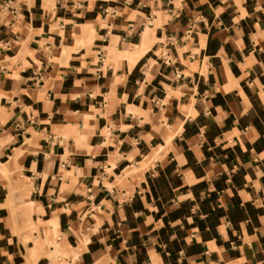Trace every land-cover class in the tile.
<instances>
[{
	"label": "crops",
	"instance_id": "1",
	"mask_svg": "<svg viewBox=\"0 0 264 264\" xmlns=\"http://www.w3.org/2000/svg\"><path fill=\"white\" fill-rule=\"evenodd\" d=\"M0 264H264V0H0Z\"/></svg>",
	"mask_w": 264,
	"mask_h": 264
}]
</instances>
